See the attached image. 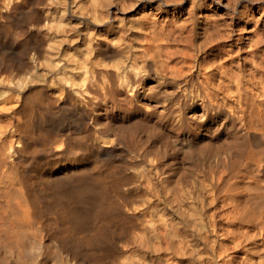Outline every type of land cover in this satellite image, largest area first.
Instances as JSON below:
<instances>
[{"label": "bare ground", "instance_id": "bare-ground-1", "mask_svg": "<svg viewBox=\"0 0 264 264\" xmlns=\"http://www.w3.org/2000/svg\"><path fill=\"white\" fill-rule=\"evenodd\" d=\"M39 1L5 0V10L0 11V19L4 21L0 22V36L1 32L12 36L23 34L24 37L17 40L23 52L35 47L30 41L32 33L31 36H27L29 33L26 35L27 25L41 28L38 25L43 15L36 8ZM109 1H105L107 14L110 13ZM119 1L128 11L140 8V16H123L116 21V25L109 20L103 33L108 37L89 36L84 54L95 51V56L86 57V61H89L92 76L101 83L102 90L97 93L98 102L94 104V113L90 116L92 123L88 122L89 112L79 107L70 90L56 82L50 85L46 82L34 83L35 79L30 75L18 83L19 87L14 88L20 99L16 107L6 110L11 118L17 117L11 124L13 129L9 136L6 133L0 136V174H3L6 163H10L6 169H14L10 180L17 188L7 193L4 209L0 212V264H38L44 251L56 254L66 251L70 264H111L110 257L106 256H113L122 248L126 255L120 264H168V259L174 264H183L200 247L198 240L203 236L201 230L198 233L197 225L199 223L200 229L205 227L202 220L206 203L191 189L186 190L185 200L168 197L164 201L165 205L173 207L172 214L178 217V221L166 223L163 218L160 225L145 227L131 243L124 223L127 224L144 209L141 204L143 201L140 204L134 201L133 204L126 196L129 194H117L107 199L102 170L90 172L88 166H77L71 162L60 165L65 173L60 175L57 189L63 194L62 198H67L71 203L67 222L69 226L65 228L72 233L70 238L62 232L57 235L48 227L42 210L46 207L39 204L38 191L32 186L36 173L39 172L40 176V172L46 169L40 165L29 169L36 150H40L41 155L64 154L74 146L79 148L84 140H89L84 143L86 147L83 152L88 153L91 162L95 163L117 150L121 136L117 129L109 126L112 123H109L110 119L108 122L102 121L100 115L108 103L106 97L123 91L122 87L129 85L130 89L135 88L133 96L137 98L141 93L139 90L145 87L144 83L157 76L164 85L176 83L175 93L166 94L165 101L187 99L186 84L189 78L178 70L170 69L169 72L167 68L168 60L176 52L170 48L180 40L188 39L195 28L194 12L198 5L193 0ZM246 6V3L241 8L234 6L227 20L214 19L204 23V29L209 30V41L214 44V57L210 59L209 73L200 81L202 96L198 104L203 112L200 114L204 120L208 119L215 125L218 135L222 132L230 134L225 150L228 149H221L225 155L221 160L227 159V172L223 169L211 176L213 194L219 202L217 207L224 221L219 231L229 243L223 253L225 264H264V23L254 19ZM18 11L23 12V20L14 21L12 17ZM67 25L70 26V23ZM72 28L78 31L76 27ZM78 35L83 36V33ZM0 60L6 64L10 59L0 53ZM127 67L137 71L130 73ZM144 69L147 73L142 74ZM104 73L109 79L107 83L100 81ZM85 79H88L86 74L82 77V80ZM114 82L117 86H114ZM143 95L146 100H152L151 93ZM175 95L178 97L175 98ZM192 112L191 115L195 114ZM14 137L19 146L12 143ZM148 141L136 140L135 148L141 152L140 159H144L149 152ZM6 151L9 160L3 158ZM159 160L152 165L155 171H161ZM137 161L133 160L134 163ZM244 180L253 187L259 185V190L250 185V194L255 196L253 200L252 195L246 198L247 193L242 184ZM132 184L127 190L138 191L140 186ZM256 198H260V201ZM105 203L113 210L112 213L105 212L108 209L102 206ZM107 240L110 241V247L105 251L102 242ZM162 254L167 258L163 259ZM174 258L177 260L174 261ZM200 260L203 263L202 259L197 258L195 263L190 261L187 264H200Z\"/></svg>", "mask_w": 264, "mask_h": 264}, {"label": "rangeland", "instance_id": "rangeland-1", "mask_svg": "<svg viewBox=\"0 0 264 264\" xmlns=\"http://www.w3.org/2000/svg\"><path fill=\"white\" fill-rule=\"evenodd\" d=\"M105 1L108 2V0L39 1L36 4V8L43 15L38 25L41 28L37 29L32 24L27 25L26 35L28 33L30 35L28 34L27 36H31V33L32 36L34 35L30 37V41L35 47L26 52H23L17 44V40H21L24 37L23 34L12 36L9 33L1 32L0 53L10 60L6 64L1 63L0 60V136H3L2 134L4 133L9 136L10 131L13 129L11 124L14 123V119L17 117L12 116L11 118V115L6 114V110L16 107L20 99L19 94L16 95L17 92L14 88L19 87L18 83H21L24 77H29L30 75L35 79L34 83L44 82L45 84L46 82L47 85H50V83L56 82L57 85L69 89L79 107L89 112L88 122L92 123L90 116L94 113V104L98 102L99 96L97 93L102 90H100L101 83L94 78L95 76H92L89 61H86V57L95 56V51L89 52V55L84 54L89 36L108 37L107 34L103 33H105L104 31L110 21L115 22L113 24L116 25V21L123 16L125 18H137L140 16V8L128 11L119 0L109 1L110 13L108 12L107 14ZM3 2L5 0H0L1 12L5 10ZM193 3L198 5L194 12L196 15L195 28L188 39L185 40L184 38L174 45L175 47L170 48V50L176 52L172 55V59L168 60L169 68H167L169 72L170 69L173 71L178 70L182 75L189 78L186 84L187 99H175L173 102L172 99L165 101L166 94L169 96L171 93H175L176 83L164 85L163 80L157 76L150 78L144 83L145 87L139 90V93L140 91L141 93L137 98L133 96L135 88L130 89L129 85L122 87L123 91L106 97L108 103L105 105L106 107L104 106L103 114L100 115L103 118L102 121L108 122V119H110L109 123H112L109 126L117 129L121 136V141L116 146L117 150L113 154L101 157L97 163L91 162L88 153L83 152L86 147L84 143L89 142V140H84L82 142L83 145L79 148L74 146V148L64 154L41 155L39 154L40 150H36L33 154L29 169L33 166V169L35 167L38 168V165L46 169L43 172L41 171L42 173L40 172L42 174L40 176L39 172L36 171L37 173L32 179V186L35 191H38L36 193L39 195V204L42 207H46L42 209L45 214V222L57 235L62 232L68 238L72 236V233L65 229L66 226H69L67 222L71 203L66 200L67 198H62L63 196L61 195L63 194L57 189L58 179H60V175L62 176L65 173L64 170L62 172L63 166L60 167V165L64 164V162H71L77 166H88L90 172L96 173L97 170H102V175H104L103 177L106 181L105 195L107 199L110 200L117 194L120 196L121 194H129L126 196L129 197L128 200L130 202L136 201V204L143 201L141 204L144 205V209H141L139 214L132 217L127 224L124 223L131 243L135 241L136 236L140 235L145 227L160 225L163 218L166 223L171 222V220L172 222L178 221V217L172 214L173 207L169 204L165 205L164 201L168 197H180L185 200L187 199L186 190H193L206 203L202 220V222H205V227L203 226L200 229L198 223V233L201 230L203 237L198 240L200 247H197L194 250L195 252H192L191 258L187 262L195 263L196 259L199 258L203 261L202 263L200 260V264H225L223 263V253L229 243L220 232V226H223L224 221L217 207L219 202L213 194L211 176L214 172L223 169L227 172V159L224 162V158L222 160L221 158L225 157L222 151L228 149L225 150L226 146H228L227 139L229 140L230 134L222 132L223 134L219 133L218 135L215 132V125L208 119L204 120L202 114H200L203 113L198 104L202 96L200 81L209 73L210 59L212 60L214 57V44L209 41V30L204 29L206 26L204 23L207 20L213 21L214 19L227 20L231 16L233 8H241L245 3L248 6L246 8H248V11L250 10L249 12H251L254 19H260L264 23V0H193ZM186 5L189 6V3H186ZM21 13L23 12L18 11L12 19L14 21L23 20V14ZM2 20L0 19V22H4ZM68 23H70V26L67 25ZM72 27H76L78 31H73L74 28ZM79 33H83V36L78 35ZM110 37L113 38L114 35L111 34ZM113 46L116 45L113 44ZM21 52L23 53L20 54ZM127 68L130 73L137 71L135 69L132 70L130 67ZM84 73L88 76V79L82 80V77L85 76ZM144 73H147V70L144 69L142 74ZM103 75L104 78L101 76L100 81L107 83L109 80L108 76L105 73ZM68 77L70 79L67 81ZM177 77L179 78V76ZM114 86H117L115 82ZM144 93H151L152 100H146L143 97L145 96L143 95ZM176 97L178 95H175ZM190 102L192 104H189ZM192 111L195 114L191 115ZM197 114L198 116H196ZM139 139L149 140L147 147L149 152L144 159L139 158L141 152H137V148H135L136 140L138 141ZM12 141L14 145H20L15 141V137ZM221 149L223 150L221 151ZM3 158L10 159L8 151L3 155ZM158 158L160 159V167L163 172L160 170L155 171L154 167H152ZM136 159L138 161L134 163L133 160L136 161ZM6 167H10V163H6ZM6 167L3 174H0V212L4 209L7 193L17 188V185L12 184L10 180L14 169H8L10 173ZM245 181H243L245 184L241 183L247 193L246 198L252 195L253 200L255 196L250 194L252 184ZM132 183L140 186L138 191L135 190L133 192L131 190V192L127 190ZM148 186H150V190ZM258 186L254 185L252 187L259 190ZM151 187H153L152 191ZM41 194H43V197ZM257 201H260V198ZM102 206L108 207L105 212H113L107 203ZM98 219L99 217H97ZM47 242L51 241L47 240ZM102 244L105 251L106 248L110 247L109 240L103 241ZM43 250H46V248ZM189 251L191 254V250ZM66 253V251L58 254L44 251L42 257H40L41 262L37 263L70 264L67 261L68 255ZM124 255L126 253L123 252L122 248V250L116 251L113 256L109 254L106 257H110L108 259L111 264H120ZM161 256H163V259L167 258L164 254ZM176 260L174 258V261ZM187 262L184 261L183 264H187ZM167 263L174 264L170 259L167 260Z\"/></svg>", "mask_w": 264, "mask_h": 264}]
</instances>
